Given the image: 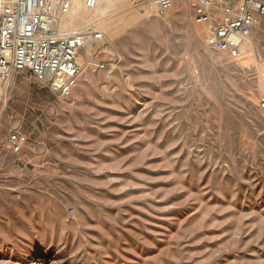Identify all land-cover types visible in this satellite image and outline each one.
Returning <instances> with one entry per match:
<instances>
[{"label":"rangeland","instance_id":"obj_1","mask_svg":"<svg viewBox=\"0 0 264 264\" xmlns=\"http://www.w3.org/2000/svg\"><path fill=\"white\" fill-rule=\"evenodd\" d=\"M148 2L79 28L74 5L66 30L103 33L82 62L112 70L83 63L68 96L2 84L0 264H264V17L232 57L191 0Z\"/></svg>","mask_w":264,"mask_h":264},{"label":"built area","instance_id":"obj_2","mask_svg":"<svg viewBox=\"0 0 264 264\" xmlns=\"http://www.w3.org/2000/svg\"><path fill=\"white\" fill-rule=\"evenodd\" d=\"M76 0H0V88L11 74L30 72L61 96L75 87L86 68L111 71L106 63L82 62L81 52L101 41L92 27L66 30L65 22ZM92 10L101 0H79ZM174 0H149L156 16L164 17ZM192 21L202 25L206 41L232 57L243 53L258 16L264 17V0H191ZM84 63V64H83ZM258 106L264 110V93ZM13 151L20 149L18 133L9 137Z\"/></svg>","mask_w":264,"mask_h":264},{"label":"bare ground","instance_id":"obj_3","mask_svg":"<svg viewBox=\"0 0 264 264\" xmlns=\"http://www.w3.org/2000/svg\"><path fill=\"white\" fill-rule=\"evenodd\" d=\"M127 1L129 0H101L97 7L92 10H88L85 7L83 8L79 0H76L74 2V5H76V10L78 11H76V17L74 18V23L71 25V27L79 28L80 23H85V26L90 25L92 23H99L103 18H105L106 15L109 14L111 9H117L118 7L124 5ZM182 3L183 10L186 12L188 10V7L184 3V1H182ZM68 16H70V14ZM67 25L68 24L65 22V26Z\"/></svg>","mask_w":264,"mask_h":264},{"label":"crops","instance_id":"obj_4","mask_svg":"<svg viewBox=\"0 0 264 264\" xmlns=\"http://www.w3.org/2000/svg\"><path fill=\"white\" fill-rule=\"evenodd\" d=\"M102 5V4H101Z\"/></svg>","mask_w":264,"mask_h":264}]
</instances>
